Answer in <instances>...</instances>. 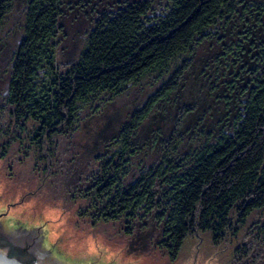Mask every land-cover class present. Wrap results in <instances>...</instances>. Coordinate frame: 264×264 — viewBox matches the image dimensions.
Masks as SVG:
<instances>
[{"label": "trees", "instance_id": "16d2710c", "mask_svg": "<svg viewBox=\"0 0 264 264\" xmlns=\"http://www.w3.org/2000/svg\"><path fill=\"white\" fill-rule=\"evenodd\" d=\"M20 8L24 23L4 35ZM59 52L67 71L43 82ZM141 81L152 93L122 113L115 98ZM78 102L90 119L72 127ZM1 104L37 121L35 135L79 132L90 215L120 221L138 253L236 236L264 210V0H0ZM248 228L237 260L264 247V218Z\"/></svg>", "mask_w": 264, "mask_h": 264}, {"label": "rangeland", "instance_id": "374dc122", "mask_svg": "<svg viewBox=\"0 0 264 264\" xmlns=\"http://www.w3.org/2000/svg\"><path fill=\"white\" fill-rule=\"evenodd\" d=\"M21 8L13 12L11 25L4 29V35L13 34L24 23ZM19 34L17 31L13 35L12 42ZM56 55L57 69L44 67L39 74L43 82L50 72H64L69 67L66 57H61L60 52ZM146 82L149 83V79L143 81ZM140 83V88L130 89L127 94L115 98L122 113L131 112L133 99L136 105L143 107L148 91L152 93L153 88L147 90L146 84ZM88 104L75 103L72 117L69 120L65 117L64 121L72 127L84 125L83 120L90 119ZM3 107L1 104L0 234L27 247L30 264H264V257H261L264 247L259 243L253 242L256 249L262 250L256 251L253 244L249 245L248 255L251 249L256 252L253 261L237 260L235 255L237 246L253 241L255 229L253 234L248 232V227L264 218V210L253 212L239 227L236 236L228 234L215 242L210 232H198L184 240L177 254H168L154 246L138 253L122 232L120 221L93 220L90 215L92 202L88 195L85 196L83 184L79 189L82 181L74 177L76 161L73 165V156L79 148V132H59L63 125L60 123L49 126L54 128L49 132L47 128L46 134L38 132L35 135L37 121L27 118L15 106H6L5 110ZM42 153H50L52 169L46 166V156L40 157ZM90 166L94 171L92 162ZM5 249L0 250V261L4 254L3 259L8 258ZM240 251L237 250L238 255ZM5 259L1 262L9 264Z\"/></svg>", "mask_w": 264, "mask_h": 264}, {"label": "flooded vegetation", "instance_id": "af4514ba", "mask_svg": "<svg viewBox=\"0 0 264 264\" xmlns=\"http://www.w3.org/2000/svg\"><path fill=\"white\" fill-rule=\"evenodd\" d=\"M3 236L4 235L0 234V240H2V238H6L5 236L4 237ZM6 239L8 240V242L10 244H12V247L15 249L14 253L18 254V256L23 257L24 258L23 260L28 263V260H29L28 257L30 256V253L28 250L26 251L27 247L23 248L24 245H23V247L20 246V244L16 243L15 239H13V238L11 239V238L7 237ZM5 250H10V246H7V248Z\"/></svg>", "mask_w": 264, "mask_h": 264}, {"label": "water", "instance_id": "95a60500", "mask_svg": "<svg viewBox=\"0 0 264 264\" xmlns=\"http://www.w3.org/2000/svg\"><path fill=\"white\" fill-rule=\"evenodd\" d=\"M0 241H2L0 243V250L1 249L3 250L5 248H7V246H10V250H9V252H7L6 256H8L9 258H17L21 263L25 262L23 260L24 259L23 257L18 256V254L14 253L15 249L12 247V244H10L8 242V240L2 238V240H0Z\"/></svg>", "mask_w": 264, "mask_h": 264}, {"label": "bare ground", "instance_id": "6f19581e", "mask_svg": "<svg viewBox=\"0 0 264 264\" xmlns=\"http://www.w3.org/2000/svg\"><path fill=\"white\" fill-rule=\"evenodd\" d=\"M35 233H36V232H35ZM16 234H17V233H16ZM20 235H21V234H20ZM17 238H19V237H17ZM1 242H2V241H0V243H1ZM8 251H9V250H8ZM0 252H2V251H0ZM3 257H5V254H4ZM3 257H1V261H4L5 258L3 259ZM6 257H8V256H6ZM8 258H9V257H8ZM8 258H6L5 260H6V262L9 263V264H23V263H24V262H23V263H21V262H20V263H19V262H16V260H18L17 258H11V259H10V258L8 259ZM1 261H0V264H6V263H3V262H1ZM18 261H19V260H18ZM24 264H30V262H28V263L25 262Z\"/></svg>", "mask_w": 264, "mask_h": 264}]
</instances>
